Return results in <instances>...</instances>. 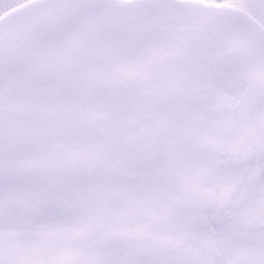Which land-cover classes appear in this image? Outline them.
Listing matches in <instances>:
<instances>
[{
	"label": "snow or ice",
	"instance_id": "1",
	"mask_svg": "<svg viewBox=\"0 0 264 264\" xmlns=\"http://www.w3.org/2000/svg\"><path fill=\"white\" fill-rule=\"evenodd\" d=\"M0 264H264V0H0Z\"/></svg>",
	"mask_w": 264,
	"mask_h": 264
}]
</instances>
